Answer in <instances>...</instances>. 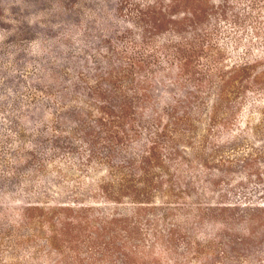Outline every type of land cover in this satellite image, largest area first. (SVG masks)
<instances>
[{
  "label": "rangeland",
  "instance_id": "obj_1",
  "mask_svg": "<svg viewBox=\"0 0 264 264\" xmlns=\"http://www.w3.org/2000/svg\"><path fill=\"white\" fill-rule=\"evenodd\" d=\"M0 264H264V0H0Z\"/></svg>",
  "mask_w": 264,
  "mask_h": 264
}]
</instances>
